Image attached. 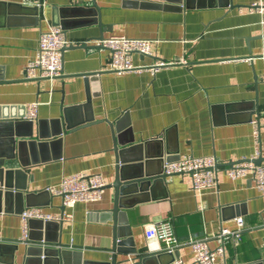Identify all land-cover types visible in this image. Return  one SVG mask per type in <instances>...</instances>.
<instances>
[{"label":"crops","instance_id":"obj_1","mask_svg":"<svg viewBox=\"0 0 264 264\" xmlns=\"http://www.w3.org/2000/svg\"><path fill=\"white\" fill-rule=\"evenodd\" d=\"M10 1L17 5H0V116L23 117L28 123V103H39L34 137L21 140V151L16 148L17 157L27 164L20 183L37 194L80 172L100 173L108 183L100 201L77 203L73 210L63 206L60 196L35 198L45 202L39 207L47 213H73L72 220L63 221L62 232L56 223L47 231L51 243L62 233L63 264L110 262L115 233L118 240L131 238L139 253L161 252L163 244L146 238L145 225L167 220L181 244L174 251L176 259L195 264L189 239L209 238L215 247L213 236L222 227L235 229L239 217L244 231L238 244H227V263L264 264V196L251 176L231 179L223 169L253 156V119L261 122L264 158V27L260 15L248 10L260 0H190L189 7L187 0L180 7L166 0ZM94 2L99 10L95 17L84 9ZM35 5L40 6L39 15L27 8ZM63 8L70 15L63 75L52 81L26 80L25 66L37 54L41 33L54 26ZM112 35L151 41L153 56L134 53V65L183 62L156 73L110 72V52L99 42L100 36ZM86 74L93 75L90 82ZM88 97L89 106L75 107L86 104ZM65 108H72L66 116ZM124 112L129 115L123 127L132 131L122 140L132 135L136 142L148 143L145 153L163 154L153 160V172H162L166 161L214 156L220 167L217 186L196 193L191 175L176 174L125 199L126 208L115 220V190L108 187L114 183L116 165L110 124ZM88 117L96 121L76 127ZM68 124L75 128L66 130ZM10 129L0 126V147L11 144ZM25 208L30 207L13 197L0 211V243L19 245L16 261L25 246L20 216ZM38 225L29 224V235L43 238ZM3 250V257L11 256V248ZM134 257L117 255L120 261L130 260L125 264H132Z\"/></svg>","mask_w":264,"mask_h":264},{"label":"built area","instance_id":"obj_2","mask_svg":"<svg viewBox=\"0 0 264 264\" xmlns=\"http://www.w3.org/2000/svg\"><path fill=\"white\" fill-rule=\"evenodd\" d=\"M249 13L260 15V24L264 27V1L260 0L251 4ZM99 44L109 50L110 60L107 70L118 74L152 70L156 73L163 67H170L183 61L167 62L159 60L150 66L134 65L133 55L139 54L143 57L153 56L151 41L148 39L130 38L125 35H112L104 38ZM70 45L66 32L60 26H50L49 31L42 32L36 56L25 66L24 78L26 80H48L52 81L63 75V53ZM264 55V53H263ZM251 60V59H248ZM38 102L28 103L25 119L34 121L38 115ZM253 140L255 152L249 159L240 160L225 166L224 171L231 179L246 178L251 176L257 191L264 196V162L256 164L255 161L262 157L261 151V122L252 120ZM220 169L219 162L214 156L189 155L174 162H167L163 166V174L171 177L176 174H188L192 178V189L201 193L207 188L217 186V172ZM108 183L100 173L80 172L62 177L57 187L50 186L46 190L53 196L62 197L63 206L73 210L77 203H94L103 197V190ZM22 220V241L29 237V222L41 220L43 222L70 221L73 218L71 211L61 215L45 212L41 207L25 208L20 214ZM236 228L222 227L213 236L216 246L209 244V238H190L189 245L193 254L195 264H228L226 260L227 244L234 242L238 244L244 231L245 222L242 217L236 218ZM145 236L154 239L162 245V251L174 252L181 244L176 235L174 225L171 221H159L145 225ZM174 264H184L182 259H176Z\"/></svg>","mask_w":264,"mask_h":264},{"label":"water","instance_id":"obj_3","mask_svg":"<svg viewBox=\"0 0 264 264\" xmlns=\"http://www.w3.org/2000/svg\"><path fill=\"white\" fill-rule=\"evenodd\" d=\"M185 0H166L167 3L172 5H176L177 7L182 6ZM187 0V7L188 6ZM137 3V2H136ZM146 3V2H144ZM0 5L6 6H14L17 5L10 0H0ZM19 5V4H18ZM93 7L84 8L85 10H89L94 17L95 12L99 10L94 2ZM141 5H145L141 3ZM33 12L40 13V6L35 5L33 7H27ZM66 8L59 10V19L55 20L54 26H60L64 31L69 29L70 26L67 24V18L70 17L67 14ZM80 9V8H79ZM82 9V10H84ZM73 10V9H72ZM94 24H99V20L94 18ZM101 30L103 28L102 23L99 24ZM100 39L103 40V36H100ZM68 48V47H67ZM66 48V49H67ZM65 49V50H66ZM64 50V51H65ZM93 75L86 74L85 80L87 82L91 81V77ZM91 98L88 97L86 104H81L77 107H87L91 104ZM74 107V108H75ZM72 108H65V116L66 112ZM128 112H124L122 117L115 123H111L110 126L113 130V134L115 139L114 145V153L116 156V165H115V180L111 187L115 190L114 195V206L111 210L112 215L115 220L120 219L122 214L121 209L126 206L123 204L125 199H132L135 194L139 192H145V190L156 183H163L166 181L167 176L162 172H153L151 170V165L153 164V160H156L159 157H163V154L158 156H151L148 153H145V148L147 147L146 142H136L135 138L132 137L126 141H123L122 136H125L128 132L130 133L132 130L129 127H123V121L128 118ZM23 117H15L4 114L0 116V126H4L7 130L10 127L9 133L10 136L14 135L13 140H11V144H8L7 147H0V211L3 210V205L7 207L9 202L13 197L18 199L20 202H26L27 207H39L43 206L44 203L39 201L36 202L35 198H40L41 196L49 194L47 190H43L41 192L32 193L27 191V187L25 184L20 183V179L23 178L26 174V163L21 159L20 154L16 153V148L19 151L22 149V145L25 143L21 141L22 139H32L34 137L33 131V121H28L25 123L22 120ZM94 118L88 117L82 124L76 127H82L94 122ZM27 124L28 127L25 125ZM75 128V125H67L66 130H72ZM63 134V129L59 132ZM56 135V134H54ZM20 140H17V139ZM142 150L143 154L137 155V151ZM264 162V158L261 157L255 161L256 164H261ZM18 189L15 190L16 188ZM3 204V205H2ZM2 205V206H1ZM33 222H38V226L40 228L43 227L44 236L39 238H34L31 234L29 235L27 241H23L25 243L24 250L22 254L19 256L20 258L16 261V252L19 250V245H9L0 243V264H63L64 261V253L62 249L65 247L62 241V233L57 240L52 243L47 238V231L50 228L51 224L56 223L59 226L60 232L63 230V221L60 222H43L41 220H31L29 224ZM134 243L132 239L129 237L124 240H118L117 234H114L113 245L110 251L112 252V259L110 262H86L85 264H125L130 260H118V254H128L134 255L135 257L131 259L132 264H173L176 260L175 252L161 251L155 253H139L136 248H134ZM6 247L11 248L12 253L10 257H3V253Z\"/></svg>","mask_w":264,"mask_h":264}]
</instances>
